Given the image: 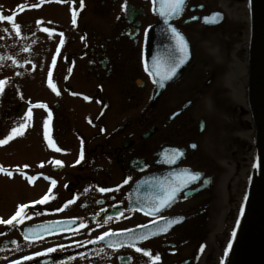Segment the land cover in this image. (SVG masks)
<instances>
[{"label": "flooded vegetation", "instance_id": "flooded-vegetation-1", "mask_svg": "<svg viewBox=\"0 0 264 264\" xmlns=\"http://www.w3.org/2000/svg\"><path fill=\"white\" fill-rule=\"evenodd\" d=\"M212 12L189 0L173 24L186 35L213 29L187 23ZM0 16L13 17L0 20V264H194L216 174L202 149L205 120L179 121L188 108L171 119L187 102L161 103L195 63L154 100L144 67L146 32L159 23L153 0H0ZM38 34L54 71L48 97L34 103L23 86L32 68L25 83L22 74ZM174 169L203 176L155 210L150 179ZM211 176L210 188L187 195ZM50 223L59 231L25 233Z\"/></svg>", "mask_w": 264, "mask_h": 264}, {"label": "rangeland", "instance_id": "rangeland-1", "mask_svg": "<svg viewBox=\"0 0 264 264\" xmlns=\"http://www.w3.org/2000/svg\"><path fill=\"white\" fill-rule=\"evenodd\" d=\"M191 3L202 4L209 12L220 11L225 19L213 29L196 25L186 28L195 67L185 81L162 96L161 103L176 110L193 101L178 120L198 124L203 119L208 129L202 149L208 154L210 173L216 174V181L209 192L208 233L193 244L194 264H234L235 260L237 264L240 257L236 255L239 249L234 227L239 220V200L249 191L255 129L248 108V89L247 99L242 102L230 76L240 60L246 57L247 64L249 61L251 0H191ZM43 43L41 35L35 36L33 58L24 64L22 74L25 83V69L32 68L27 87L23 86L34 103L48 97L50 84L46 78L54 71L53 65L45 60ZM192 77L195 81L191 90H182ZM250 132L253 137L245 135Z\"/></svg>", "mask_w": 264, "mask_h": 264}, {"label": "water", "instance_id": "water-1", "mask_svg": "<svg viewBox=\"0 0 264 264\" xmlns=\"http://www.w3.org/2000/svg\"><path fill=\"white\" fill-rule=\"evenodd\" d=\"M188 2L189 0H184L182 7H177L174 14L166 16L164 13L171 11L169 5L174 3V0H153L154 12L158 17L159 23L149 28L146 32L144 67L151 82L157 89L154 100L158 99L169 85H175L179 82L185 76L189 66L193 64L194 55L190 39L173 24L181 19ZM250 5L251 34L248 61V108L255 129V141L254 161L244 217L245 233L240 243L241 248L239 251H241V256L239 264H264V0H251ZM199 9H202V6H199ZM199 19L208 27H216L223 23L225 16L220 11H214L201 18L194 16L188 19L187 23ZM171 28H175L183 36L187 46L186 53L179 52L176 38L171 32ZM181 57L183 58L182 63L179 62ZM173 66L176 67L175 74L168 79H161V76L153 74L157 69H159L161 74H164ZM191 105L192 102H187L183 105L181 111L173 114L171 119L180 115L182 111ZM203 126L204 121L201 122V127ZM188 172L197 173L189 169H174L155 177V179L152 177L150 180H153V186L147 190V194L151 197L150 200L154 202L160 201L180 185L175 192V199L172 200L177 201L182 191L197 183V179H194L187 184V187L182 186L181 180L184 179L182 174ZM199 174V178L203 176L202 173ZM204 184L196 191L187 192V195L210 188L213 184V177L205 179ZM172 225H175L174 220H172ZM59 229V224L50 223L27 227L25 233L47 235L56 233Z\"/></svg>", "mask_w": 264, "mask_h": 264}, {"label": "snow or ice", "instance_id": "snow-or-ice-1", "mask_svg": "<svg viewBox=\"0 0 264 264\" xmlns=\"http://www.w3.org/2000/svg\"><path fill=\"white\" fill-rule=\"evenodd\" d=\"M183 4H184V0H174V3L169 5V8L171 9V11L170 12H165L164 15L167 16V15L174 14L176 8L177 7H182ZM2 19L12 20L13 17L12 16H7V17L0 16V20H2ZM206 20H207V18H206ZM171 32L173 33V35L176 38L177 47H178L179 52L186 53L187 46H186V43L184 41L183 36H181V34L179 32H177V30L175 28H171ZM179 62H181V63L183 62V58L182 57L180 58ZM175 71H176V67L173 66V67L170 68L169 71H167L164 74H161L159 69H157V71L155 73H153V74L161 76V79H168L172 75L175 74ZM0 84H3V82L0 81ZM0 91H2V89H0ZM12 131L15 132L17 135L21 134L15 128L12 129ZM3 143H6V141L5 140H0V144H3ZM56 164L59 165L60 161H56ZM8 174L11 175V173H8ZM182 176H183L184 179L181 180V184H182V186L187 187V184L191 183L192 180L199 179L200 174L199 173L188 172V173L182 174ZM179 187H180V185H178L176 189H173L172 192L169 195H167L164 198H162L155 210H158V208H160V207L167 206L168 203H170L173 199H175V192L178 190ZM101 191H105V189H101ZM41 203H43V201H41ZM21 207L23 208L24 206H21ZM19 215H20V213H17V216H19ZM13 219H15V217H13ZM8 223H11V221H8ZM110 234H111L110 232H105L104 236L100 237V238L103 239L104 237H107ZM145 238H146L145 236L138 237V239H145ZM48 251L51 252V251H53V249H48ZM137 251H141V249L138 248ZM155 259L159 260V256H156Z\"/></svg>", "mask_w": 264, "mask_h": 264}, {"label": "bare ground", "instance_id": "bare-ground-1", "mask_svg": "<svg viewBox=\"0 0 264 264\" xmlns=\"http://www.w3.org/2000/svg\"><path fill=\"white\" fill-rule=\"evenodd\" d=\"M247 58L245 57L244 59L240 60V62L236 65V68L233 70L230 79L232 82V86L235 88L237 91L236 95L241 100L242 102L246 101L247 99V81H248V66H247ZM246 136L253 137L254 133H246ZM250 170L247 172V176H249ZM246 207H247V196H243L239 200V204L237 206L238 212H239V220L236 223L234 227L235 234L237 236L236 243H237V249H240V243L242 240V236L245 233V212H246ZM237 257L241 256V251H236ZM238 259V258H237ZM236 261H234V264H236ZM233 262H231L232 264ZM239 264V261L237 262Z\"/></svg>", "mask_w": 264, "mask_h": 264}]
</instances>
